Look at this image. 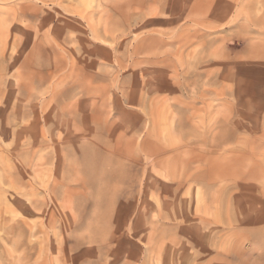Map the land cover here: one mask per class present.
Returning a JSON list of instances; mask_svg holds the SVG:
<instances>
[{"label":"rangeland","instance_id":"1","mask_svg":"<svg viewBox=\"0 0 264 264\" xmlns=\"http://www.w3.org/2000/svg\"><path fill=\"white\" fill-rule=\"evenodd\" d=\"M0 264H264V0H0Z\"/></svg>","mask_w":264,"mask_h":264}]
</instances>
